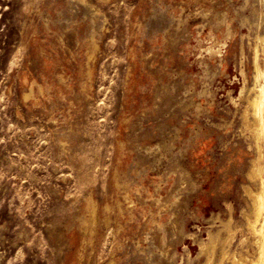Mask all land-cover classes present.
I'll use <instances>...</instances> for the list:
<instances>
[{
	"label": "rangeland",
	"instance_id": "obj_1",
	"mask_svg": "<svg viewBox=\"0 0 264 264\" xmlns=\"http://www.w3.org/2000/svg\"><path fill=\"white\" fill-rule=\"evenodd\" d=\"M257 36L264 0H0V264H202L229 219L254 249Z\"/></svg>",
	"mask_w": 264,
	"mask_h": 264
},
{
	"label": "bare ground",
	"instance_id": "obj_2",
	"mask_svg": "<svg viewBox=\"0 0 264 264\" xmlns=\"http://www.w3.org/2000/svg\"><path fill=\"white\" fill-rule=\"evenodd\" d=\"M256 40L262 44V54L264 56V37L257 36ZM253 66L254 94L246 98V107L242 114V122L244 129L249 132L254 142L255 157H251L253 159L250 161L247 176L251 181L256 183V188L252 189L249 186L243 187L244 193L250 200V210L249 212L243 211L242 214L246 220V227L248 226L252 234L255 248L251 250L249 247L251 251L247 250V254L232 250L230 246L235 235L229 225L230 219L226 222L221 221V224L226 230V237L222 238L225 234L220 236V230H218L215 233L209 232L207 241H200L199 243L200 251L198 255H205L206 257L205 262L202 264H223L224 259H228L227 261L230 260L231 264H264V68H261L258 64L257 50H255L253 55ZM90 208L92 209V206ZM91 213L93 218H95L94 207L93 210H90ZM93 218L91 216L90 219ZM91 221L94 222V219ZM85 224L80 225L81 228L85 229ZM240 249L242 250L241 247ZM216 250L219 251L220 256L218 261L214 259Z\"/></svg>",
	"mask_w": 264,
	"mask_h": 264
}]
</instances>
